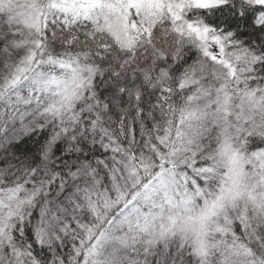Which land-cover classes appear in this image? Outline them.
<instances>
[{
	"label": "snow or ice",
	"instance_id": "6c2138e0",
	"mask_svg": "<svg viewBox=\"0 0 264 264\" xmlns=\"http://www.w3.org/2000/svg\"><path fill=\"white\" fill-rule=\"evenodd\" d=\"M0 264H264V0H0Z\"/></svg>",
	"mask_w": 264,
	"mask_h": 264
},
{
	"label": "trees",
	"instance_id": "16d2710c",
	"mask_svg": "<svg viewBox=\"0 0 264 264\" xmlns=\"http://www.w3.org/2000/svg\"><path fill=\"white\" fill-rule=\"evenodd\" d=\"M22 148L23 147H30V148H33L34 150V142L33 141H27L25 145H22L21 146Z\"/></svg>",
	"mask_w": 264,
	"mask_h": 264
}]
</instances>
